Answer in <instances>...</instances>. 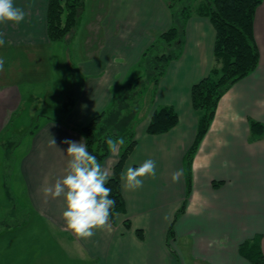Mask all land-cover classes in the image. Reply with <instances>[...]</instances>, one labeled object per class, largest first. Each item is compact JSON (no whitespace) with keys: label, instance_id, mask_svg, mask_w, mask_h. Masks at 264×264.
<instances>
[{"label":"crops","instance_id":"obj_1","mask_svg":"<svg viewBox=\"0 0 264 264\" xmlns=\"http://www.w3.org/2000/svg\"><path fill=\"white\" fill-rule=\"evenodd\" d=\"M104 1L84 0L76 30L59 41L68 44L64 62L71 70L64 73L63 83L49 86L59 101L58 113L38 120L29 130L27 142L15 141L9 126L13 116L27 108L26 103L22 105V83L29 69L25 71L20 60L30 62L40 55L46 63L45 55L54 44L47 31L49 0H14L25 10V20L19 25L0 24L6 41L0 46V57L5 59L0 72V138L7 135L0 143L8 149V156L12 144H23L14 164L16 179L29 202L23 209L56 242L32 258L25 255L26 249L17 248L14 236L9 237L0 241V264H84L89 260L92 264H252L239 247L260 235L264 251V133H253L251 127L252 121L264 125V0L254 18L259 64L220 98L195 153L188 194L184 155L195 140L199 118L191 89L213 66L216 40L210 18L196 12L186 22L181 46L170 47L179 56L170 61L156 88L148 84L152 95L148 93L140 101L147 107L140 105L133 115L135 122L141 114L134 125L137 143L123 171L152 159L155 178H144L137 190L126 189L122 181L125 210L117 214L115 222L110 220V230H96L90 239H79L66 229L62 197L45 200L41 192L45 176L54 182L64 175L67 165L68 145L62 141L85 142L82 127L107 111L122 87L144 74L143 53L173 23L166 0ZM98 6H104L100 13L96 12ZM36 50L42 51L38 54ZM164 105L175 107L179 121L167 132L151 134L147 131L151 116ZM109 116L105 118L108 123L113 119ZM51 137L57 148L50 145ZM120 152L121 146L101 162L111 174ZM176 169H183V175L173 183L171 175ZM183 202L184 211L175 216ZM126 219L131 227L124 224ZM34 222L25 229L31 232L37 225ZM18 239L30 241L28 235ZM57 247L67 259H52Z\"/></svg>","mask_w":264,"mask_h":264},{"label":"trees","instance_id":"obj_2","mask_svg":"<svg viewBox=\"0 0 264 264\" xmlns=\"http://www.w3.org/2000/svg\"><path fill=\"white\" fill-rule=\"evenodd\" d=\"M166 1L172 9L173 23L143 53L141 64L145 66L148 74L145 75L144 72L143 75L122 87L123 92L115 96L111 107L94 117L81 129L89 152L95 155L100 163L110 153L107 140L109 138L118 140L128 133V144L124 141L125 143L121 146L119 159L114 165L113 173L106 185L111 188L110 198L115 200L110 217L112 222H115L118 213L125 210L120 177L124 164L137 143L134 126H130L133 125V115L138 106L129 107L128 97L136 92L143 79L148 80V83L153 84V87L156 88L170 61L179 56V52H161L160 47L164 44L170 47L181 46L186 22L194 12L208 16L216 29L215 62L209 73L195 83L191 89L192 105L198 112L199 118L195 140L184 155L187 194L191 190L192 164L195 153L214 118L220 98L231 84L249 74L260 60L259 47L254 33V18L261 0H200L194 6L180 4V0ZM83 11L84 0H49L47 11L49 40L56 43L67 39L76 30ZM110 111L113 112V115L109 114ZM106 114L109 119V115L113 117L109 121L110 123L105 119ZM123 116L130 117V119L123 120ZM178 121L179 114L175 107L164 105L153 112L147 131L151 134L164 133L173 128ZM109 125H113L117 131H109ZM126 127H130L128 131ZM251 127L253 133H264V125L258 121H252ZM184 209L185 202L175 216L182 213ZM0 221L4 227L9 226L2 216H0ZM124 224L131 227L129 219H126ZM137 233L142 236L141 230H137ZM168 233L172 235V227L169 228ZM239 250L241 255L252 264H264V251L260 235L241 243Z\"/></svg>","mask_w":264,"mask_h":264},{"label":"rangeland","instance_id":"obj_3","mask_svg":"<svg viewBox=\"0 0 264 264\" xmlns=\"http://www.w3.org/2000/svg\"><path fill=\"white\" fill-rule=\"evenodd\" d=\"M199 1L200 0H180L179 2L180 4L195 5ZM100 2H102L103 4L105 1L99 0V3ZM102 8L104 9V6H98L96 12H102ZM67 46L68 44H64V42L54 43L50 53H47L45 55L46 63L42 61L40 55H36L30 62H26L27 60L25 61L23 59L20 60V64L24 67L25 71L28 72L29 69V73L25 76L26 80L22 83V88L25 96L22 105L24 106V104L26 103L25 105L27 108L25 111L22 110V112L18 114L16 113L11 120L9 131L10 133H12L11 136L15 139V141L24 139L27 142L29 130L33 128V125L37 124L38 120L42 121L46 115L54 116L56 115V113H58L57 109L59 108L57 107L59 101H56L55 95H52V93H50L51 91H49V86L53 84L59 85L60 83H63L66 79L64 73L67 72V70H69V72L71 70L70 68H66V64L64 62V55H66ZM41 51L42 50H36L35 52L39 54L41 53ZM160 51L175 53V48L170 49L169 45L165 46L164 44L160 47ZM16 67H18V65H16ZM144 72L145 75L148 74V71L145 70ZM23 74L25 75V72ZM148 84V80L143 79V82L137 88L136 92L128 97V101L130 102L129 107H133L134 105H137L138 108H140L141 105V107L143 106V109L147 107L145 106V103H140V101L148 93L152 95V91H150L151 86H149ZM121 92L123 91L120 90V93ZM137 118L140 119L141 114H137L135 122ZM17 120H19L18 123H14ZM135 122H133V125L130 127H133L135 125ZM14 127H16L17 129H15ZM130 127H126L127 131ZM108 130L117 131V128H115L113 125H109ZM127 134L123 137L124 141H126V144H128L127 141L129 139ZM6 136L1 137L0 141H4ZM4 146H2V144L0 143V216L6 219V221L9 223V226H7L6 230H4L3 232L2 229H5V227L0 221V241L8 240L9 237L10 239H12L14 236L17 248H22L23 250L26 249L25 255L28 254L31 255L32 258H34V256H39L38 253H40V251L46 252L47 248L51 247L52 244L55 245L56 242L54 239H52L53 237L49 236L44 230H42L41 226H38V224L40 225V223L31 220L32 216L30 215V213L28 214L27 210L23 209L25 206H29V202L27 199V195L25 193H22L20 183H18L16 179L17 170H15L14 165L15 160H17V158L23 151V144L20 145L19 143H17V145L15 146L14 144H12L10 146V152H12L9 156L6 154V150L8 149H5L6 147ZM12 209H16V212L13 213ZM32 222L37 225L34 227V229H31L30 232V229H25V227L29 225L28 223ZM20 226L25 230H21ZM51 232L56 231L51 230ZM8 233H10L11 235ZM27 235L28 238H30V241L25 239H22L21 241L18 239V237H27ZM19 242H22V245H19ZM23 243L25 244V246H23ZM57 248L58 250L54 258L52 259H67L65 257V252L62 249H59V247ZM85 259L89 260L87 257H85ZM84 264L92 263L91 260H89L85 261Z\"/></svg>","mask_w":264,"mask_h":264},{"label":"clouds","instance_id":"obj_4","mask_svg":"<svg viewBox=\"0 0 264 264\" xmlns=\"http://www.w3.org/2000/svg\"><path fill=\"white\" fill-rule=\"evenodd\" d=\"M26 12L17 7L14 0H0V24L12 23L19 25L25 20ZM6 43L4 33L0 31V46ZM5 59L0 57V72L4 71ZM51 146L56 141L51 137ZM68 157L64 175L50 182L45 176L41 192L47 200L63 198L62 219L67 230L79 239H90L96 230H110V217L115 206L111 199V188L107 187L111 172L104 167L95 155L89 152L87 144L65 139ZM109 151L116 153L124 144L121 137L118 140H107ZM60 150V149H59ZM64 153L62 150H60ZM183 175V169H176L172 175L173 183H178ZM156 162L144 160L139 166H129L121 173V180L128 190H137L143 186L144 178H155Z\"/></svg>","mask_w":264,"mask_h":264}]
</instances>
